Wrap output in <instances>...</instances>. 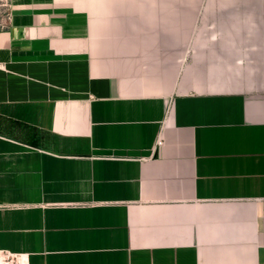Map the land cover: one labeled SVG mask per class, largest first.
Here are the masks:
<instances>
[{"label":"crops","instance_id":"crops-1","mask_svg":"<svg viewBox=\"0 0 264 264\" xmlns=\"http://www.w3.org/2000/svg\"><path fill=\"white\" fill-rule=\"evenodd\" d=\"M0 4V264H264V0Z\"/></svg>","mask_w":264,"mask_h":264},{"label":"rangeland","instance_id":"rangeland-1","mask_svg":"<svg viewBox=\"0 0 264 264\" xmlns=\"http://www.w3.org/2000/svg\"><path fill=\"white\" fill-rule=\"evenodd\" d=\"M8 15V10L5 5L0 4V28L4 25V20ZM8 263L12 262V259L7 258L6 259Z\"/></svg>","mask_w":264,"mask_h":264},{"label":"built area","instance_id":"built-area-1","mask_svg":"<svg viewBox=\"0 0 264 264\" xmlns=\"http://www.w3.org/2000/svg\"><path fill=\"white\" fill-rule=\"evenodd\" d=\"M158 145H161V140L158 142Z\"/></svg>","mask_w":264,"mask_h":264}]
</instances>
